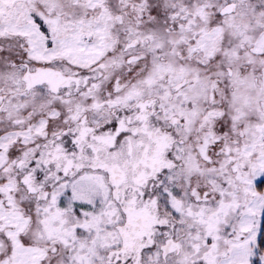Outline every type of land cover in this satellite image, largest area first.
Listing matches in <instances>:
<instances>
[{
	"label": "snow or ice",
	"instance_id": "obj_1",
	"mask_svg": "<svg viewBox=\"0 0 264 264\" xmlns=\"http://www.w3.org/2000/svg\"><path fill=\"white\" fill-rule=\"evenodd\" d=\"M0 264H264V0H0Z\"/></svg>",
	"mask_w": 264,
	"mask_h": 264
}]
</instances>
